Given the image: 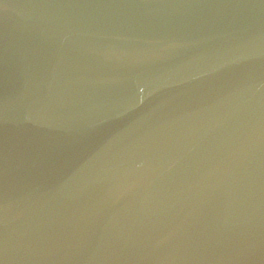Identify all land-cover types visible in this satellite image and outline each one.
<instances>
[{"label": "water", "instance_id": "obj_1", "mask_svg": "<svg viewBox=\"0 0 264 264\" xmlns=\"http://www.w3.org/2000/svg\"><path fill=\"white\" fill-rule=\"evenodd\" d=\"M0 264H264V0H0Z\"/></svg>", "mask_w": 264, "mask_h": 264}]
</instances>
